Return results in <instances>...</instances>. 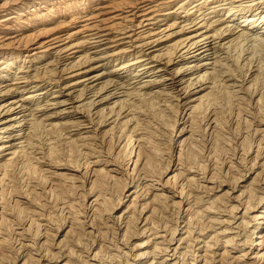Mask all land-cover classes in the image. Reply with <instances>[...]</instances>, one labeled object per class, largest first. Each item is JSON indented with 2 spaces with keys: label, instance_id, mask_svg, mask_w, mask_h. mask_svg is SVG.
<instances>
[{
  "label": "bare ground",
  "instance_id": "1",
  "mask_svg": "<svg viewBox=\"0 0 264 264\" xmlns=\"http://www.w3.org/2000/svg\"><path fill=\"white\" fill-rule=\"evenodd\" d=\"M0 264H264V0H0Z\"/></svg>",
  "mask_w": 264,
  "mask_h": 264
}]
</instances>
